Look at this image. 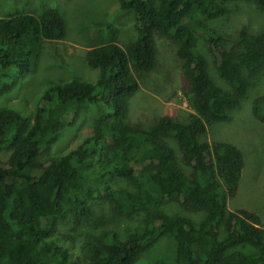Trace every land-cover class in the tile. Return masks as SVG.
<instances>
[{
    "label": "trees",
    "instance_id": "16d2710c",
    "mask_svg": "<svg viewBox=\"0 0 264 264\" xmlns=\"http://www.w3.org/2000/svg\"><path fill=\"white\" fill-rule=\"evenodd\" d=\"M135 15L137 37L127 48L116 35L85 56L99 71L95 83L73 78L48 87L34 118L0 109V264H84L55 241L60 226L79 225L92 215V204L107 203L122 215L146 216L144 229L121 240L114 233L90 249L87 264H135L166 235L175 243L174 264H264V229L254 212H231L228 201L238 192L244 155L232 144L201 142L208 126L226 121L249 89L242 74L264 71V33L241 30L227 50L223 38L206 23L224 17L226 4L237 0H117ZM264 11V0H246ZM202 34L217 56L227 92L210 79L205 58L197 51ZM66 36L56 9L37 18L19 14L0 19V96L14 91L25 75L35 73L48 41ZM155 36L177 44L186 80L189 122L160 117L149 128L126 124L130 100L139 91L138 77L155 69ZM82 112L93 121L89 137L56 162L41 156L73 126ZM254 118L264 124V96L253 102ZM174 136L182 156L164 141ZM8 153L6 161L1 158ZM118 180L137 186L135 194L114 187ZM178 202L188 215L204 214L197 224L162 210ZM238 248L252 249L247 253ZM161 264V263H160Z\"/></svg>",
    "mask_w": 264,
    "mask_h": 264
},
{
    "label": "rangeland",
    "instance_id": "374dc122",
    "mask_svg": "<svg viewBox=\"0 0 264 264\" xmlns=\"http://www.w3.org/2000/svg\"><path fill=\"white\" fill-rule=\"evenodd\" d=\"M227 14L206 23L207 27L223 38L222 45L229 50L237 45L241 30L251 34L264 33V11L255 3L246 0L226 4ZM48 9H56L62 16L66 36L60 41H48L43 45L42 55L35 73L25 75L14 91L0 96V109H13L23 117L33 119L45 90L53 84L80 78L95 83L99 71L86 63V53L102 45L103 37L116 35V43L127 48L136 41L135 15L121 10L117 0H0V19L19 14H31L40 18ZM197 51L205 58L207 71L213 83L224 91L231 92L229 84L221 77L217 56L202 34H196ZM157 58L155 69L138 77L139 91L130 100L126 124L132 127L149 128L163 116L179 123H188L192 110L188 103L186 80L182 64L177 57V44L166 37L155 36ZM242 74L249 82V89L240 105L226 112V121L208 126L199 137L201 142L213 144L220 141L237 146L244 155L245 167L237 195L228 201V209L247 210L256 213L264 229V124L253 114V102L264 96V71L258 76ZM93 121L82 112L73 126L59 133L58 141L41 156L44 162H56L63 155L76 149L90 136ZM164 141L174 150L181 167L182 156L174 136H165ZM8 153L1 158L6 161ZM115 188L135 194L137 186L129 181L118 180ZM162 210L167 215H180L193 219L197 224L205 215H188L178 202H166ZM146 216L122 215L107 203L92 204V215L79 225L67 222L60 226L55 241L70 254V261H89L90 249L103 237L114 233L126 240L133 233L143 231ZM251 253L252 249L238 248ZM175 243L170 235L162 237L145 251L135 264H174Z\"/></svg>",
    "mask_w": 264,
    "mask_h": 264
}]
</instances>
